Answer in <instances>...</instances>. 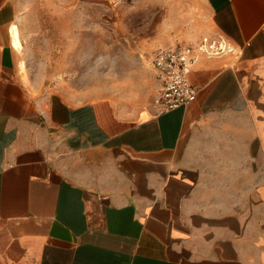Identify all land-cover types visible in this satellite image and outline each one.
<instances>
[{
	"label": "crops",
	"instance_id": "0c3cea01",
	"mask_svg": "<svg viewBox=\"0 0 264 264\" xmlns=\"http://www.w3.org/2000/svg\"><path fill=\"white\" fill-rule=\"evenodd\" d=\"M203 1L233 52L127 114L34 89L0 0V264H264V0Z\"/></svg>",
	"mask_w": 264,
	"mask_h": 264
},
{
	"label": "rangeland",
	"instance_id": "374dc122",
	"mask_svg": "<svg viewBox=\"0 0 264 264\" xmlns=\"http://www.w3.org/2000/svg\"><path fill=\"white\" fill-rule=\"evenodd\" d=\"M12 38L34 89L69 99L109 98L127 114L159 86L151 56L195 43L209 12L203 0H14Z\"/></svg>",
	"mask_w": 264,
	"mask_h": 264
},
{
	"label": "built area",
	"instance_id": "2783aa9c",
	"mask_svg": "<svg viewBox=\"0 0 264 264\" xmlns=\"http://www.w3.org/2000/svg\"><path fill=\"white\" fill-rule=\"evenodd\" d=\"M233 50L226 38L209 35H204L198 46L180 42L156 48L151 56V65L159 81L152 101L155 112L165 113L197 98L199 87L190 81V73L199 54L216 57Z\"/></svg>",
	"mask_w": 264,
	"mask_h": 264
}]
</instances>
